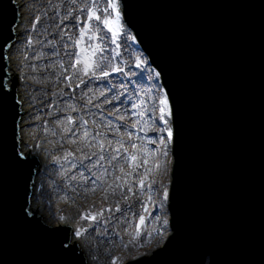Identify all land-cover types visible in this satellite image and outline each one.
<instances>
[{
    "label": "snow or ice",
    "instance_id": "snow-or-ice-1",
    "mask_svg": "<svg viewBox=\"0 0 264 264\" xmlns=\"http://www.w3.org/2000/svg\"><path fill=\"white\" fill-rule=\"evenodd\" d=\"M12 3H15V0H11ZM73 3H75V0H72ZM109 4L111 6L112 11H114L116 13V21L119 22V20L121 19V13L117 10L118 9V2L117 0H109ZM107 11V10H106ZM93 17H95L96 20H100L101 17L96 15V13L94 11H92L91 9H89V19H92ZM36 20L39 21V17H36ZM80 21L77 19V23H79ZM103 23L108 26L109 25V20L107 19V17L104 18ZM9 37L10 38V34L15 32L16 29L14 28H10L9 30ZM81 34L84 35V29L81 28L80 29ZM0 40H3L6 43V37H5V32L2 26V23H0ZM29 44L31 43V39H28ZM80 41H77V44H79ZM9 49L14 48V45L9 44L7 45ZM0 47H2V45H0ZM82 52L87 53V50L84 48H81ZM92 55H95V52L92 53ZM6 59H11V57H8ZM77 63H80L79 58H77ZM75 66V65H73ZM137 67H139V64L137 65ZM95 68L97 70H99L101 75L106 76L108 73L106 71V69L103 66L100 65H96ZM84 72L85 74H87L90 70H93V65L90 63V57H88L86 55L85 60H84ZM114 71H122L121 69H113ZM65 71H67V69H65ZM161 73H156L157 76H160ZM17 79L18 76H11L10 78L7 80H3L0 79V137H2L4 135V129H5V125H6V117H7V113L10 109H14V104H12V101L14 100V95L13 93L16 91L17 88ZM159 100V111L161 113L160 119H164V117H169L172 119V125L169 126L167 128V134H168V139L175 142L176 138H177V127H176V121L180 112V104L177 101L175 104H173L172 102V98L168 92V90H164L163 95L158 97ZM68 120L71 121L72 117H68ZM165 124H168L169 121L165 120L164 121ZM85 124L87 123V121L84 122ZM17 127H19V125H17ZM84 135L87 136V131H84ZM117 144L120 145V147H117L115 150V154L113 155V159H116V156L120 154V148L123 147V145L121 144L120 141H117ZM88 147H91V145H87ZM98 146L101 149V151H103L105 145L103 141H99L98 142ZM132 147L135 148L136 145L132 144ZM125 152H127V149H124ZM164 155H168L167 151L164 153ZM87 158V157H86ZM26 159L25 157V153L23 151H17L15 144L13 145V155H12V162L14 163V165L18 166V167H22L24 160ZM101 160L107 159L106 156L101 155L100 156ZM121 159H124V157L121 156ZM128 159L135 161L136 160V156L132 155L130 156ZM143 163H147V161H143ZM72 179H75V177H72ZM117 179H119V177H117ZM93 183H95V181H93ZM141 186L144 185V181L141 180L140 181ZM164 198L165 199H169V192L167 190L164 191L163 193ZM119 210V209H117ZM33 213L31 211H28L26 213V217L32 216ZM85 219H91L93 221L96 220V216L94 215H87L84 217ZM143 217L140 218L141 223H143ZM75 235L77 237H79L81 235V233L79 231H77L75 233ZM65 239H67V237H65ZM76 249V244H72L71 246L68 245H64L63 241L61 242V252L60 255L62 258H64L67 261V264H73L72 261V254L75 252Z\"/></svg>",
    "mask_w": 264,
    "mask_h": 264
}]
</instances>
